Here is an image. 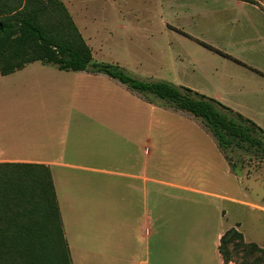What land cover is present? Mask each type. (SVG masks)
<instances>
[{"label": "rangeland", "instance_id": "374dc122", "mask_svg": "<svg viewBox=\"0 0 264 264\" xmlns=\"http://www.w3.org/2000/svg\"><path fill=\"white\" fill-rule=\"evenodd\" d=\"M62 1L94 60L118 63L145 80H167L211 97L218 92L223 103L264 128V0H254L257 7L241 0ZM57 70L34 62L19 77L4 79L0 74V111L24 109L50 115L60 110L57 81L63 77L53 74ZM124 100L125 105H133L132 99ZM153 105L158 122V179L186 181L202 192H181L158 184L157 209L167 210L172 224L171 238L170 233L162 238L163 254L171 256V264H223L218 249L221 237L231 228L243 233L247 243L264 248V157L240 149L226 156L200 119L187 120L172 115L174 109L168 105ZM45 121L39 130L52 129L51 119L49 126ZM224 227L217 248L218 233ZM1 249L0 264L23 263L13 254L15 247L9 255L8 248ZM232 256L231 264L244 261L242 251Z\"/></svg>", "mask_w": 264, "mask_h": 264}, {"label": "crops", "instance_id": "0c3cea01", "mask_svg": "<svg viewBox=\"0 0 264 264\" xmlns=\"http://www.w3.org/2000/svg\"><path fill=\"white\" fill-rule=\"evenodd\" d=\"M27 66L0 74L19 77ZM53 74L63 78L57 81L60 110L52 116L0 111V163L50 167L73 264H171L162 238L169 233L171 238L172 224L167 210L157 209L158 184L202 192L186 181L158 179L156 106L104 74L59 69ZM25 94L22 89L20 96ZM213 96L225 101L218 92ZM172 115L194 117L176 109ZM43 121L49 127L39 130ZM225 230L218 233L217 248Z\"/></svg>", "mask_w": 264, "mask_h": 264}, {"label": "trees", "instance_id": "16d2710c", "mask_svg": "<svg viewBox=\"0 0 264 264\" xmlns=\"http://www.w3.org/2000/svg\"><path fill=\"white\" fill-rule=\"evenodd\" d=\"M241 1L256 4L254 0ZM190 38L243 65L239 59ZM34 62L62 71L107 75L150 103L168 105L200 119L226 156L240 149L264 157V128L220 100L167 80L139 78L118 63L94 60L62 0H0V73L9 75ZM0 246L1 251L8 248L6 255L15 247L13 254L17 253L22 264H73L50 167L0 163ZM238 250L244 253L242 264H264V248L247 243L243 233L231 228L219 245L224 263L231 264L232 253Z\"/></svg>", "mask_w": 264, "mask_h": 264}]
</instances>
